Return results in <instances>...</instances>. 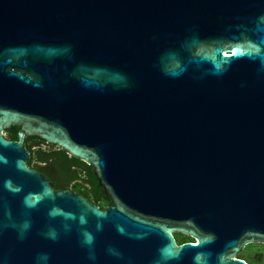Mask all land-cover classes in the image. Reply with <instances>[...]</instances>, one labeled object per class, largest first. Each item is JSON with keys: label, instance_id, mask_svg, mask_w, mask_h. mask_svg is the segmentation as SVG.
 Segmentation results:
<instances>
[{"label": "water", "instance_id": "obj_1", "mask_svg": "<svg viewBox=\"0 0 264 264\" xmlns=\"http://www.w3.org/2000/svg\"><path fill=\"white\" fill-rule=\"evenodd\" d=\"M29 137L91 165L111 205L55 189ZM251 243L264 0H0V264H247Z\"/></svg>", "mask_w": 264, "mask_h": 264}, {"label": "trees", "instance_id": "obj_2", "mask_svg": "<svg viewBox=\"0 0 264 264\" xmlns=\"http://www.w3.org/2000/svg\"><path fill=\"white\" fill-rule=\"evenodd\" d=\"M17 130V126L6 129L5 138L15 140ZM25 145L30 152L28 166L47 176L55 189H72L99 208L111 205L110 199L103 194L91 165L37 137H29ZM175 237L178 242L191 240L181 234H175Z\"/></svg>", "mask_w": 264, "mask_h": 264}, {"label": "flooded vegetation", "instance_id": "obj_3", "mask_svg": "<svg viewBox=\"0 0 264 264\" xmlns=\"http://www.w3.org/2000/svg\"><path fill=\"white\" fill-rule=\"evenodd\" d=\"M174 239L177 244H182L185 242L189 241H184V242H178L175 234H174ZM248 245H253L252 248L248 247ZM264 243H251L245 245L239 254L237 255L238 258L243 259L247 264H264ZM246 249H250L251 251L249 252Z\"/></svg>", "mask_w": 264, "mask_h": 264}, {"label": "rangeland", "instance_id": "obj_4", "mask_svg": "<svg viewBox=\"0 0 264 264\" xmlns=\"http://www.w3.org/2000/svg\"><path fill=\"white\" fill-rule=\"evenodd\" d=\"M252 246H253V245H250V246L248 245V247H250V248H252ZM263 247H264V246H263ZM246 250H248L249 252L251 251L250 249H246Z\"/></svg>", "mask_w": 264, "mask_h": 264}]
</instances>
